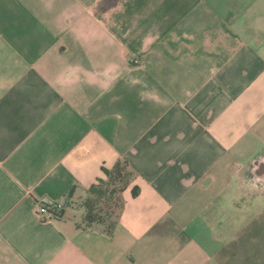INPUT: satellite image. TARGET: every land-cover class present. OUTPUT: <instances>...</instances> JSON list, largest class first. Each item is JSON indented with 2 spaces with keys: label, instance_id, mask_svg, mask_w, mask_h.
I'll list each match as a JSON object with an SVG mask.
<instances>
[{
  "label": "crops",
  "instance_id": "1",
  "mask_svg": "<svg viewBox=\"0 0 264 264\" xmlns=\"http://www.w3.org/2000/svg\"><path fill=\"white\" fill-rule=\"evenodd\" d=\"M0 264H264V0H0Z\"/></svg>",
  "mask_w": 264,
  "mask_h": 264
},
{
  "label": "trees",
  "instance_id": "2",
  "mask_svg": "<svg viewBox=\"0 0 264 264\" xmlns=\"http://www.w3.org/2000/svg\"><path fill=\"white\" fill-rule=\"evenodd\" d=\"M106 181L104 179L99 180L98 186L92 187L90 192L95 199L85 203L87 215L86 220L91 222H108V229H111L115 224L113 218L117 214L120 204L117 195L122 193L129 184L130 174L127 172V164L119 162L113 170L103 169ZM121 184V187L116 188V185ZM137 194L134 191V196ZM94 201L99 203L110 204L111 206L107 211L98 213L97 209L93 205ZM98 213V214H96Z\"/></svg>",
  "mask_w": 264,
  "mask_h": 264
},
{
  "label": "built area",
  "instance_id": "3",
  "mask_svg": "<svg viewBox=\"0 0 264 264\" xmlns=\"http://www.w3.org/2000/svg\"><path fill=\"white\" fill-rule=\"evenodd\" d=\"M134 64H139L140 61L135 59ZM36 216L42 223L53 222L61 218L64 213V204L53 200L43 198L36 202Z\"/></svg>",
  "mask_w": 264,
  "mask_h": 264
},
{
  "label": "rangeland",
  "instance_id": "4",
  "mask_svg": "<svg viewBox=\"0 0 264 264\" xmlns=\"http://www.w3.org/2000/svg\"><path fill=\"white\" fill-rule=\"evenodd\" d=\"M119 187H121L120 183L118 185H116V188H119ZM94 202H95V204L93 205V207L95 208L94 210L97 209L98 213H101L103 211H107L108 208L111 206L110 204H105V203L101 204L97 201H94ZM98 213H96V214H98Z\"/></svg>",
  "mask_w": 264,
  "mask_h": 264
}]
</instances>
